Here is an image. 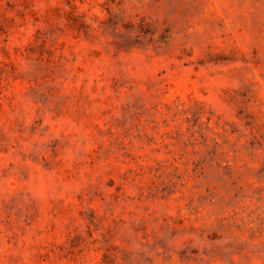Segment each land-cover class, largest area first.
<instances>
[{
	"label": "rangeland",
	"instance_id": "rangeland-1",
	"mask_svg": "<svg viewBox=\"0 0 264 264\" xmlns=\"http://www.w3.org/2000/svg\"><path fill=\"white\" fill-rule=\"evenodd\" d=\"M0 264H264V0H0Z\"/></svg>",
	"mask_w": 264,
	"mask_h": 264
}]
</instances>
